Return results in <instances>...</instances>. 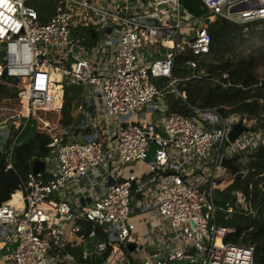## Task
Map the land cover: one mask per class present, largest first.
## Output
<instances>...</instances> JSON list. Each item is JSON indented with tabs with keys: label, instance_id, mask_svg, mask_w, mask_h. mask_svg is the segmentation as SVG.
<instances>
[{
	"label": "built area",
	"instance_id": "built-area-1",
	"mask_svg": "<svg viewBox=\"0 0 264 264\" xmlns=\"http://www.w3.org/2000/svg\"><path fill=\"white\" fill-rule=\"evenodd\" d=\"M200 2L203 14L190 13L180 0H55L52 14L41 22L29 0H0V78L19 77L27 87L25 103L17 104L23 116L13 129L34 109L59 110L65 83L81 87L70 108L69 131L78 137L49 131L43 156L50 165L48 177L43 180L42 172L32 174L29 168L18 176L21 187L0 202V242H9L1 264H49L50 257L74 264L63 248L76 239L81 241L77 264H134L125 250L135 192L150 198L143 206L151 210L149 223L164 225L157 246L136 256L135 264H254L252 244L222 239L232 228L215 222L213 190L221 175L220 157L240 159L264 144V128L252 127L255 119L239 112L196 105L190 114L168 112L161 100L153 101L168 90L184 97L173 84L174 58L190 53L185 63L196 66L208 51L206 24L214 16L237 23L264 18V0ZM94 19L103 20L110 32L117 26L102 72L77 52L80 37L71 34L73 27ZM152 37L166 46L160 58L148 57L143 49ZM152 77L168 80L158 86ZM237 121L247 128L230 142L226 132ZM134 162L144 163V174L124 173ZM94 168L101 172V193L79 204L78 194L89 189ZM68 188L75 191L73 200ZM233 191L227 213L245 208L240 190ZM82 221L90 223L86 232Z\"/></svg>",
	"mask_w": 264,
	"mask_h": 264
},
{
	"label": "trees",
	"instance_id": "trees-1",
	"mask_svg": "<svg viewBox=\"0 0 264 264\" xmlns=\"http://www.w3.org/2000/svg\"><path fill=\"white\" fill-rule=\"evenodd\" d=\"M55 0H29L37 13L38 20L43 22L52 10ZM181 5L192 14L205 12L200 0H180ZM259 26L257 31L256 26ZM209 35L207 53L197 60L191 68L185 60L191 58L190 53H178L174 58L171 76L174 86L184 92V97L175 92L168 99V112L192 113L191 105L216 107L220 112H239L247 118H254L252 127L264 128V45L245 50V43L253 35L264 36V18H255L237 23L214 16L206 24ZM79 35L85 34L96 38L92 28H80ZM90 35V36H88ZM88 40V39H87ZM90 40V39H89ZM91 40V41H92ZM82 42L88 43L82 39ZM226 73V76H222ZM3 77V78H2ZM223 82V84H222ZM160 85V81L158 84ZM21 87V81L1 76L0 78V119L16 115L21 104L14 90ZM81 87L73 83H65L63 103L59 110L34 109L22 126L19 144L12 150L13 169L7 166V155L0 152V202L15 189L21 187L18 176L29 169L30 161L42 158L47 153L46 143L50 140L49 126L54 125L52 116L58 113L56 125H70L71 102L78 95ZM246 160L240 169L243 174L236 186L232 178L228 183L213 190V201L217 206L214 213L218 225L232 228L227 231L224 241L252 244L254 264L264 263V144L245 154ZM41 178L45 177L41 174ZM239 189L245 202V208H236L225 212L226 203L232 205L234 195L232 189ZM83 231L90 228L88 221H82ZM99 232V230H98ZM100 233V232H99ZM74 256V264L80 259L77 246L67 247ZM170 264V263H167ZM187 264V263H180Z\"/></svg>",
	"mask_w": 264,
	"mask_h": 264
},
{
	"label": "crops",
	"instance_id": "crops-1",
	"mask_svg": "<svg viewBox=\"0 0 264 264\" xmlns=\"http://www.w3.org/2000/svg\"><path fill=\"white\" fill-rule=\"evenodd\" d=\"M53 10V8H52ZM50 16V15H49ZM48 16V17H49ZM85 27V26H84ZM116 27L114 28V30H112V32H110V29H107L108 35L107 37H100L99 40H95L92 41V44H90L88 41H91L92 38L91 37H87V42H82L83 36L79 35V29L82 28L81 26H76L73 27L71 29V34L72 35H77L80 37V46L77 47V52H79L80 54L87 56L89 59H91L93 66L97 69V71L102 72L107 68V60L110 59L111 56V51L114 48L115 45V36H116ZM84 36H86L84 34ZM90 36V35H88ZM103 38V39H102ZM104 38H107L106 40ZM90 39V40H89ZM102 39V40H101ZM147 44L145 43L143 46V49L147 51ZM101 57V58H99ZM143 58H145V55H142ZM76 98V97H75ZM74 98V99H75ZM160 101V100H158ZM157 102V101H156ZM72 103V102H71ZM162 103V102H161ZM165 104V103H163ZM166 105V104H165ZM167 106V105H166ZM71 115V114H70ZM58 116V113H56L53 117V121L55 119L56 121V117ZM71 125H62V126H58L56 125V122H54L53 126H49L48 131H61L64 130L66 131L64 133V135L66 137H78V134L76 131L74 133H70L69 129L71 128ZM70 127V128H69ZM82 132L85 131L86 129H80ZM68 131V132H67ZM43 158V157H42ZM50 165H47L44 162L43 165V171L41 174L44 175L45 178L48 177V173L46 172V169L49 167ZM125 172L126 173V169H132L134 171V173L138 174V175H142L145 173V166L143 162H134V163H130L127 164V166H125ZM90 175H92V178L90 180H88V184H89V189L88 190H84L82 191L80 194H78V202L79 204L82 203V201L84 203H87L90 201V196L93 197L95 194H100L101 193V187L99 183L100 180L102 179L101 177V172L100 170H98L97 168L92 169L91 172H89ZM105 174H103L104 176ZM224 186V185H223ZM222 187V186H221ZM220 188V187H218ZM66 192L69 194V198L73 196V198H71V200L74 199L75 197V191L70 190V188H68L66 190ZM89 197V198H88ZM87 198L89 200H87ZM149 196H145V194H140V192H135L132 195V211L129 215V219L131 220V222L133 223V228L130 231V235H129V240L127 242H132L133 243V247L131 250H128L126 247V255L131 258L130 260L135 264L138 260L136 256H144L148 253H150L156 246H157V242H156V237H157V232L160 231L162 227L160 225H156L157 223H154L153 225L151 223H149L148 221V216H150L151 214V210L149 208H144L143 206L148 205L149 203ZM77 204V205H79ZM164 223V222H162ZM158 230V231H157ZM86 241V240H85ZM77 244L73 245V246H77L78 249L80 250V243L81 241L76 239ZM91 246L90 243H88ZM0 246L2 248L1 249H5L7 252L5 254H1V256L4 258L6 256H8L9 254V242H3L0 243ZM135 246H137L139 248V250L136 252L135 250ZM67 247H72L68 244H66L63 248L64 252H67L68 254H70L74 260L77 258L76 256H74V254L69 251V249ZM52 254V252H51ZM1 257V258H2ZM0 258V260H2ZM1 264V262H0Z\"/></svg>",
	"mask_w": 264,
	"mask_h": 264
},
{
	"label": "bare ground",
	"instance_id": "bare-ground-1",
	"mask_svg": "<svg viewBox=\"0 0 264 264\" xmlns=\"http://www.w3.org/2000/svg\"><path fill=\"white\" fill-rule=\"evenodd\" d=\"M155 39V40H154ZM147 44V56L150 58H160L164 55L166 51V46H163L156 40V38L152 37L149 41L146 42ZM3 74L2 69V63L0 59V75ZM14 80L21 81V87L14 90L15 98L21 103H25L26 95H27V87L25 83L19 79V77L16 78H10ZM16 115L8 117V118H1L0 119V152L5 153L7 155V164L12 165L11 158H12V150L15 145L19 144V137L21 135L20 132L12 133L10 129H13L16 124L21 120L22 113L20 110H16ZM17 192H15L12 195V198L10 201H14L15 195ZM218 241V239H217ZM3 243V242H0ZM0 248H2L0 246Z\"/></svg>",
	"mask_w": 264,
	"mask_h": 264
},
{
	"label": "rangeland",
	"instance_id": "rangeland-1",
	"mask_svg": "<svg viewBox=\"0 0 264 264\" xmlns=\"http://www.w3.org/2000/svg\"><path fill=\"white\" fill-rule=\"evenodd\" d=\"M52 12H53V10L48 11L47 12V15H51ZM84 28H92L93 30H95V32L97 34L96 35L97 38L95 40H99L100 37H107V35H108V32H107L106 27H105V22L103 20L94 19V21L88 22V24ZM256 28H257V31L260 30L258 25L256 26ZM82 36H83V40L87 41L86 36H84V34H82ZM95 40H92V41H95ZM92 41H88V42L90 44H92ZM0 45H1V43H0ZM260 45H264V36L259 37L258 35H253L245 43V50H248L250 48L257 47V46H260ZM99 58H101V57H99ZM151 80L155 84H158L159 81H161V80H163V82L166 83L167 80H168V78H164V77H152ZM173 94L174 93H172V91H169V90L168 91H162L161 94H159V95H157V96L154 97L153 101L161 100L162 103H165L167 105L168 99L170 97H172ZM19 107L21 109L24 108V106H19ZM158 111L159 110L155 111L154 112V115ZM42 112H44V111H42ZM158 114H160V112H158ZM53 117L54 116H52V119H53ZM148 118H149V116H148ZM153 118H154V116H153ZM54 122H55V119H54ZM11 132L12 133H15L16 131L14 129H12ZM150 154H151V151L149 152V155ZM245 160H246V157L244 156V154H242V156L240 157V159H238V161H237V164L239 166V169L242 167V165L245 162ZM240 170H242V169H240ZM22 175H25V173H22ZM232 178H233V175H232L231 170L230 169H227L225 167H222L221 168V175L215 180V184H216V186L221 187V186L225 185L226 183H228ZM232 190H234V189H232ZM160 226L162 228L164 227L163 224H161ZM157 235H158V232H157ZM86 243H87V241H86ZM87 248L90 249V245L89 244H87ZM6 252L7 251L5 249H1L0 250V258L2 257L1 254H5ZM51 259H53V258H51V257L49 258V264H69L67 261H64V262L59 261V262L56 263V262L51 261ZM72 264H73V262H72Z\"/></svg>",
	"mask_w": 264,
	"mask_h": 264
},
{
	"label": "water",
	"instance_id": "water-1",
	"mask_svg": "<svg viewBox=\"0 0 264 264\" xmlns=\"http://www.w3.org/2000/svg\"><path fill=\"white\" fill-rule=\"evenodd\" d=\"M202 22V21H201ZM200 22V23H201ZM1 54V52H0ZM178 95V94H176ZM214 127H218V124H214ZM247 126H245L244 124H242L241 122L237 121L235 123H233L230 128L228 129V131L226 132V137L228 141H232L234 139V137L241 131L246 129ZM238 158L237 156H229V157H225V156H221L219 159V164L222 167H225L227 169H230L233 175V179L235 181L236 186L239 183L240 177L243 174V171L239 169V166L237 164ZM43 165H44V161L42 158H34L32 159L31 163H30V171L32 174H36V173H40L43 171ZM107 165V162H104V166ZM234 191L232 190L231 193H233ZM89 198V197H88ZM87 198V200H89ZM126 247L128 250H131L133 247V243L132 242H126Z\"/></svg>",
	"mask_w": 264,
	"mask_h": 264
},
{
	"label": "clouds",
	"instance_id": "clouds-1",
	"mask_svg": "<svg viewBox=\"0 0 264 264\" xmlns=\"http://www.w3.org/2000/svg\"><path fill=\"white\" fill-rule=\"evenodd\" d=\"M43 159V158H42ZM30 168V167H29Z\"/></svg>",
	"mask_w": 264,
	"mask_h": 264
}]
</instances>
